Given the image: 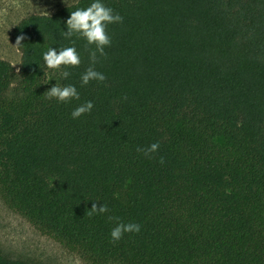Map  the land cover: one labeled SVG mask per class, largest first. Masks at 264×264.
<instances>
[{"label": "trees", "instance_id": "obj_1", "mask_svg": "<svg viewBox=\"0 0 264 264\" xmlns=\"http://www.w3.org/2000/svg\"><path fill=\"white\" fill-rule=\"evenodd\" d=\"M92 2L14 26L19 72L0 58L2 199L89 264H264V0H101L122 21L94 65L95 45L60 34ZM50 47H74L79 67L47 68ZM90 66L106 79L81 86ZM55 84L79 100L46 98ZM93 203L108 211L89 216ZM121 222L140 231L112 242ZM0 264L45 263L0 248Z\"/></svg>", "mask_w": 264, "mask_h": 264}, {"label": "rangeland", "instance_id": "obj_2", "mask_svg": "<svg viewBox=\"0 0 264 264\" xmlns=\"http://www.w3.org/2000/svg\"><path fill=\"white\" fill-rule=\"evenodd\" d=\"M77 0H0V58L10 61L17 69L21 51L13 39L17 21L27 12H53ZM57 73H51L55 80ZM0 248L20 257L45 264H89L48 234L43 233L25 217L9 208L0 195Z\"/></svg>", "mask_w": 264, "mask_h": 264}, {"label": "clouds", "instance_id": "obj_3", "mask_svg": "<svg viewBox=\"0 0 264 264\" xmlns=\"http://www.w3.org/2000/svg\"><path fill=\"white\" fill-rule=\"evenodd\" d=\"M122 17L119 14H113L111 8L106 7L101 0H94L86 9H76L71 11L69 18L66 20L67 31H62L60 34L63 38L68 39L73 35H77L86 40V47L95 45V48L89 52V59L91 64L94 65L98 62L97 53L100 56H105V46L110 45L111 41L106 33V26L110 23L121 22ZM24 39L23 35L17 36L16 44L20 45ZM45 65L49 69H59L61 67H79L81 60L74 47H66L57 51L56 48L50 47L43 53ZM16 65V64H15ZM13 65V66H15ZM19 72V69H17ZM70 75L68 71H64L62 76L67 78ZM106 79L105 75L98 72L94 67L90 66L81 75V86L87 85L90 81L96 80L103 82ZM46 98H55L58 102L67 103L72 99L79 100V93L75 86L68 85L65 87L52 86L46 92ZM91 101L76 107L71 116L73 119L79 118L84 113H88L93 108ZM159 149V143H152L147 148H137L138 152H143L146 156L155 153ZM161 163L164 162L161 157ZM108 211L107 205L102 204L97 206L96 203L92 204L91 211L87 214L91 216L93 213L103 214ZM109 220H119L118 217H109ZM140 225L136 223H118L110 232L112 242L119 241L123 234L126 232H139Z\"/></svg>", "mask_w": 264, "mask_h": 264}]
</instances>
